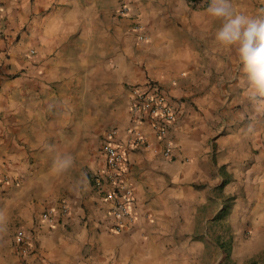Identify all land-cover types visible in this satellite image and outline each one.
<instances>
[{"label":"crops","instance_id":"obj_1","mask_svg":"<svg viewBox=\"0 0 264 264\" xmlns=\"http://www.w3.org/2000/svg\"><path fill=\"white\" fill-rule=\"evenodd\" d=\"M158 1L161 6L146 9L132 5L147 37L143 45L128 19L115 14L119 20L112 18L105 23L107 30L100 28L94 5L81 0H0V211L7 217L6 230L0 231V264H82V253L91 250L87 246L95 237L80 225L82 219L111 221L109 205L86 177L82 188L76 187L75 176L53 165L57 155L67 156L75 136L69 131L77 130L81 120L73 121L67 109L80 91L70 83L91 80L98 67L90 54L97 49L126 58L130 43L139 53L124 64L125 87L153 79L162 83L157 82L168 98H185V113L169 131L172 162L162 155L164 143L155 136L152 121H134L148 142L128 147L126 154L135 221H172L179 204L192 206L200 194L202 202H210L220 187L232 197L228 218L254 221L253 233L264 238V114L249 106L238 55L215 41L220 21L207 16V7L190 10L184 9L187 0ZM233 3L250 15L264 10V0ZM71 110L74 114L76 108ZM131 126L128 117L115 128L122 148ZM54 184L64 188L60 201L51 197ZM61 203L68 212L56 211L54 226L39 220L41 209L58 210ZM18 228L33 235L24 258L16 251Z\"/></svg>","mask_w":264,"mask_h":264},{"label":"rangeland","instance_id":"obj_2","mask_svg":"<svg viewBox=\"0 0 264 264\" xmlns=\"http://www.w3.org/2000/svg\"><path fill=\"white\" fill-rule=\"evenodd\" d=\"M186 2L187 7L184 9L200 10L207 7L203 6L204 3ZM81 3L94 5L92 15L100 22V28L105 30V23L111 24L112 18L119 20L115 17V11L122 4L130 6L132 10L133 6L145 9L150 5L161 6L158 0H81ZM58 5L70 7L69 3ZM108 29L112 33V28ZM135 48L130 43L131 55L126 58L120 52L97 49L90 54L98 67L91 80L78 84L69 82L70 86L75 84L77 91L80 90L68 100L67 108L73 121L81 119L76 124L77 130L69 131L75 136L70 140L71 144L67 145L66 154L73 158V164L66 172L75 176L76 187L82 188L84 176L93 190L92 177L103 162L100 155L103 136L109 130L123 126L130 117L128 87H125L122 79L125 62L136 59L139 53ZM4 55L8 59V53ZM148 81L162 84L153 79ZM178 102L183 110L179 114L182 117L185 113V98ZM72 106L76 108L74 114ZM79 109L84 113L79 114ZM53 188L51 197L60 201L63 186L54 184ZM202 198L200 194L192 206L179 204L178 217L172 221H136L120 232L111 230L110 221H87L86 217L83 218L80 225L85 226L88 233L95 237L90 238L91 244L87 246L91 250L87 252L84 249L82 253V264H264V238L253 233L254 221H232L227 215V218H219L223 207H227V213L230 212L232 197L223 194L218 187L210 195V202H202ZM204 198L207 199V195ZM172 214H175L174 210ZM92 222L96 226L90 229L88 226Z\"/></svg>","mask_w":264,"mask_h":264},{"label":"built area","instance_id":"obj_3","mask_svg":"<svg viewBox=\"0 0 264 264\" xmlns=\"http://www.w3.org/2000/svg\"><path fill=\"white\" fill-rule=\"evenodd\" d=\"M207 1L209 0H196L194 3L205 4ZM115 14L118 18H126L130 21L129 27L137 42H146L147 37L130 6L120 5ZM1 22L2 14L0 11V24ZM2 54L5 57V51ZM31 54L33 55L34 51H31ZM128 92L129 113L132 122L128 143L122 148L117 140L118 131L116 129L109 130L101 142L102 166L92 177L93 190L103 202L109 205L108 217L111 220V230L114 232L128 229L134 225L137 217V204H135L133 190L126 175L129 170L126 154L128 147L147 145L148 142L146 137L133 126L134 121L151 120L155 136L164 143L162 155L166 159H172L174 146L170 141L169 131L181 111L179 102L168 98L157 82L128 86ZM56 211L64 216L68 212V208L65 203H61L58 210L54 208L45 209L38 216L39 220L49 226H54L57 222ZM32 236L31 232L23 228H18L15 231L16 251L23 258L27 257L31 251Z\"/></svg>","mask_w":264,"mask_h":264},{"label":"clouds","instance_id":"obj_4","mask_svg":"<svg viewBox=\"0 0 264 264\" xmlns=\"http://www.w3.org/2000/svg\"><path fill=\"white\" fill-rule=\"evenodd\" d=\"M208 17L220 21L215 41L225 49H234L247 81L245 96L249 106L264 114V10L250 15L237 10L233 0H209ZM73 164L71 156L57 155L54 170H67ZM7 217L0 211V231L6 230Z\"/></svg>","mask_w":264,"mask_h":264},{"label":"trees","instance_id":"obj_5","mask_svg":"<svg viewBox=\"0 0 264 264\" xmlns=\"http://www.w3.org/2000/svg\"><path fill=\"white\" fill-rule=\"evenodd\" d=\"M191 3L196 2V0H190ZM209 1H207L203 6H208ZM227 207H223L220 211L219 218H224L227 215Z\"/></svg>","mask_w":264,"mask_h":264}]
</instances>
